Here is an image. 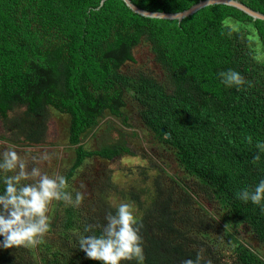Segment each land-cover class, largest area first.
<instances>
[{
    "label": "trees",
    "instance_id": "obj_1",
    "mask_svg": "<svg viewBox=\"0 0 264 264\" xmlns=\"http://www.w3.org/2000/svg\"><path fill=\"white\" fill-rule=\"evenodd\" d=\"M132 1L151 11L178 12L200 0ZM241 1L264 13V0ZM100 2L0 0V120L4 130L0 138L42 145L47 140L50 109L69 115L68 141L76 157L64 175L68 186L87 159L111 160L131 154L123 145L88 149L83 142V136L106 113H120L128 92L139 100L145 124L163 137L182 167L216 189L227 214L236 261L264 264L252 245L237 238L233 225L234 221L243 224L264 245V210L236 195L245 188L254 189L264 179V151L257 148L258 142H264V60L257 58L253 47L260 41L264 48V20L225 4L208 5L179 21L142 16L124 0H106L97 8ZM143 43L165 71L170 87L145 72L136 76L123 72L127 64L136 62L134 50ZM230 70L239 72L245 84L224 83L222 74ZM149 170L141 173L144 181L153 179L144 182L148 188H132L128 193L140 214L143 264H184L197 255L189 256L174 239L186 241L188 235L192 240V232H183L166 211L147 219L145 207L157 203L154 198L162 193L158 186L162 182L157 174L150 176ZM105 185L109 188L113 183L102 179L97 190L104 192ZM106 206L107 212L91 220L87 207L58 201L53 211L61 209L59 229L66 239L60 240L65 243L51 257L41 251L45 263L102 264L87 258L79 247L73 251L66 241L89 225L93 232L84 234H101L105 218L115 210L108 201ZM172 208L171 203L168 210ZM160 228L171 234L161 235ZM0 264L20 263L16 252L12 256L0 249Z\"/></svg>",
    "mask_w": 264,
    "mask_h": 264
},
{
    "label": "rangeland",
    "instance_id": "obj_2",
    "mask_svg": "<svg viewBox=\"0 0 264 264\" xmlns=\"http://www.w3.org/2000/svg\"><path fill=\"white\" fill-rule=\"evenodd\" d=\"M230 23L236 27L234 23ZM253 47L257 58L264 60V48L260 41L255 43ZM134 54L136 62L127 64L123 68L124 73L136 76L139 72H145L154 75L159 81L170 87L167 75L164 74L165 71L154 59L149 45L146 43L139 45L134 50ZM125 99L126 105L120 113L113 115L106 113L100 124L83 136V142L88 149H99L103 146L119 144L129 147L131 154L125 153L111 160L98 156L87 159L77 169L66 188L72 193L73 199H75L77 192L82 194V201L75 206L81 209L87 207L89 219L95 220L100 214L107 212V201L114 208L120 203H128L132 205L135 216L140 217V214L135 212L136 205L128 193L132 188L135 191L148 188L144 182H150L151 179L144 181L141 173L150 169L148 171L150 176L157 174L158 180L162 182L158 185L161 187L162 193L154 198L157 203L151 202L145 207V210H149L147 219L150 220L153 217L152 213L157 214L163 211H166L168 216L173 215L176 224L183 232H192V240L189 239L188 235H185L186 241L177 238L174 239L175 242L183 244L189 256L199 254L200 264H218L220 260L222 264H239L230 247L232 239L228 234L229 222L225 219L227 214L222 203L216 198V189L211 183L201 180L182 167L174 150L164 143L163 137L156 135L145 124L141 115L143 108L139 100L128 92L125 94ZM69 125V115L51 108L47 140L44 144L26 145L21 142L12 143L0 138V156L5 150L14 147L26 161L29 171L33 167H37L41 173H46L49 176H64L76 157L75 149L68 141ZM3 133L0 120V135ZM107 178L113 185L109 188L105 185V191L99 192L97 190L98 182L104 179L105 183ZM167 202H169V206L165 207L164 204ZM57 203L58 201L53 200L49 205L50 228L40 243L30 247L16 246L7 249L12 256L16 252V260L20 264H46L41 251L45 253V257H51L52 253L58 250L57 247L63 246L65 243L60 241L66 239L61 236L59 229L62 216L61 209L60 212L53 211ZM171 203L173 208L169 211ZM233 225L237 227V238L252 245L253 249L264 260V245L258 241L251 230L236 221ZM163 230L167 233H164ZM159 232L161 235L171 234V230L165 228H160ZM78 234H84V231ZM78 234L75 239H77ZM166 238H173V235ZM75 239L66 241L73 251L78 247L77 241H75L76 245L72 242ZM46 245L48 248L45 249ZM220 253H222L221 256ZM207 257L209 260L206 259ZM125 264H128V261Z\"/></svg>",
    "mask_w": 264,
    "mask_h": 264
},
{
    "label": "clouds",
    "instance_id": "obj_3",
    "mask_svg": "<svg viewBox=\"0 0 264 264\" xmlns=\"http://www.w3.org/2000/svg\"><path fill=\"white\" fill-rule=\"evenodd\" d=\"M222 75L225 77L224 83L228 85L245 84L237 71L230 70ZM248 139L251 142V137ZM257 148L264 151V142H258ZM255 159L258 160L259 156ZM0 181L3 183L0 190V249L30 247L40 243L50 228L48 211L52 201L75 206L83 199L79 192L73 199L72 193L66 190L67 179L64 176H49L41 173L37 167L29 171L26 161L14 147L0 156ZM236 195L238 199L251 201L264 210V179L254 189L245 188ZM92 232V226L85 227L84 233ZM141 240L132 205L120 203L115 206V212L106 217L101 234H78L77 244L87 258L101 261L102 264H125L127 261L143 264ZM184 264H200L199 254L195 259H186Z\"/></svg>",
    "mask_w": 264,
    "mask_h": 264
},
{
    "label": "water",
    "instance_id": "obj_4",
    "mask_svg": "<svg viewBox=\"0 0 264 264\" xmlns=\"http://www.w3.org/2000/svg\"><path fill=\"white\" fill-rule=\"evenodd\" d=\"M106 0H101L100 5L97 8H100ZM125 3L136 13L146 16V17H151V18H161V19H170V20H179L181 21L182 19L194 14L198 10L208 6V5H214V4H225V5H230L237 7L250 16H252L254 19H261L264 20V13L256 10L246 3H244L241 0H200L197 3L193 4L191 7L178 11V12H166V11H151L144 9L137 4H135L132 0H124ZM162 131H165V128H162ZM170 133H167L166 136H169Z\"/></svg>",
    "mask_w": 264,
    "mask_h": 264
}]
</instances>
